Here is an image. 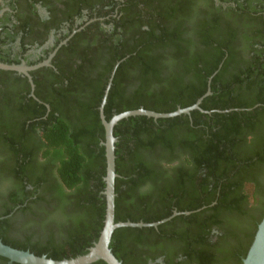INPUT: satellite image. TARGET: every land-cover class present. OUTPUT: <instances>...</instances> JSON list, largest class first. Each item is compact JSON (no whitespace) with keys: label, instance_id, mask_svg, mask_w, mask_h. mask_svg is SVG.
I'll use <instances>...</instances> for the list:
<instances>
[{"label":"trees","instance_id":"1","mask_svg":"<svg viewBox=\"0 0 264 264\" xmlns=\"http://www.w3.org/2000/svg\"><path fill=\"white\" fill-rule=\"evenodd\" d=\"M219 2L129 9L120 34L102 31L74 50L50 83L32 75L35 98L26 77L0 70V179L13 180L14 201L29 202L27 220L0 214L3 243L61 260L97 241L106 209L99 106L114 70L106 120L138 108L172 112L211 93L202 110L114 126L115 221L182 213L157 227L115 229L112 253L121 264L160 256L163 264H242L264 215V0Z\"/></svg>","mask_w":264,"mask_h":264},{"label":"flooded vegetation","instance_id":"2","mask_svg":"<svg viewBox=\"0 0 264 264\" xmlns=\"http://www.w3.org/2000/svg\"><path fill=\"white\" fill-rule=\"evenodd\" d=\"M156 1L158 0H0V56L11 64L25 66L49 60V64L28 70L33 85L32 75L48 84L53 72L63 73L66 61L74 57V50L82 45H89L93 39L100 37L102 31L111 33L116 28L120 34L126 11L132 8L146 10ZM214 1L219 5V0ZM257 1L252 0L254 3ZM256 10L259 11V8ZM259 13L264 19V6ZM262 26L264 28V22ZM145 28L146 26H142V29ZM4 71H14L13 77H26L29 82L28 76L23 72ZM55 78L58 80L60 77L55 75ZM34 88L35 85L32 88L30 84L28 96L35 98ZM12 181L10 178L0 179V214L11 209L7 214L11 219L27 220L29 211L26 206L29 202L19 204L11 198L10 194L13 192L10 189L14 187ZM31 188L26 185L24 189ZM23 193L24 191H16L14 194L16 198H22ZM19 208L21 211L16 212ZM9 235L13 239H22L13 232H9ZM8 263L11 264L10 261ZM148 264H163V257L149 259Z\"/></svg>","mask_w":264,"mask_h":264},{"label":"water","instance_id":"3","mask_svg":"<svg viewBox=\"0 0 264 264\" xmlns=\"http://www.w3.org/2000/svg\"><path fill=\"white\" fill-rule=\"evenodd\" d=\"M49 64V60L42 63L25 66L23 64H7L0 62V69L2 70H15L23 72L28 76L31 87L34 85L32 83L31 77L28 74V70L35 69L41 65ZM118 63H116V66ZM114 68V69H115ZM114 70L108 80L107 86L102 97V101L99 106V115L104 127V140L101 144L105 147V158H106V174L104 176L105 188L103 194L106 200V209L104 224L100 231V235L96 242L93 243L88 251L84 254L77 255L72 258H65L61 260H56L48 258L46 255H35L28 250H21L11 247L2 242L0 239V256L7 258L10 262H17L20 264H91L95 261L102 260L106 264H121L115 255L112 253L109 245L111 241L112 234L115 229L119 227H157L163 222L171 219L172 217L182 213L174 211L170 216L163 218L156 222L145 223L142 221L131 222V221H115L114 209H115V178L117 176L115 172V142L116 138L113 135L114 126L122 119L131 116L144 115L147 117H152L154 119L158 118H170L180 114H189L190 111L200 108V103L204 96L211 93L210 87L208 86L207 91L201 97H199L196 102L185 108H178L172 112H156L153 110H148L144 108H138L133 110H126L118 114H114L109 120H106L103 107L106 102L107 93L111 85ZM207 112V111H205ZM188 214L189 212H183ZM242 264H264V215L259 222L256 232L254 234L253 240L247 250L245 257L242 259Z\"/></svg>","mask_w":264,"mask_h":264}]
</instances>
